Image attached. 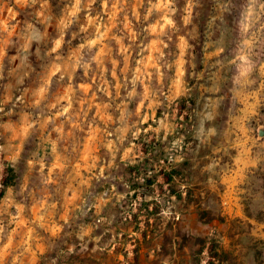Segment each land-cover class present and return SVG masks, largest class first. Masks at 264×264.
Listing matches in <instances>:
<instances>
[{
	"label": "clouds",
	"instance_id": "1",
	"mask_svg": "<svg viewBox=\"0 0 264 264\" xmlns=\"http://www.w3.org/2000/svg\"><path fill=\"white\" fill-rule=\"evenodd\" d=\"M0 264H264V0H0Z\"/></svg>",
	"mask_w": 264,
	"mask_h": 264
}]
</instances>
